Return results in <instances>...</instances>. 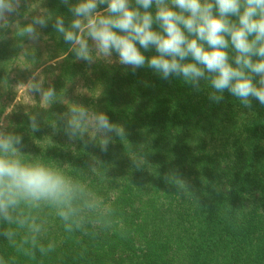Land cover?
I'll return each instance as SVG.
<instances>
[{"label":"trees","instance_id":"obj_1","mask_svg":"<svg viewBox=\"0 0 264 264\" xmlns=\"http://www.w3.org/2000/svg\"><path fill=\"white\" fill-rule=\"evenodd\" d=\"M113 66L117 71L123 67ZM135 73L134 79L126 81L114 75L113 81L122 83L109 93L113 103L117 91H127L128 99L122 104L126 117L138 103L141 119L135 129L126 118L125 139L117 136L109 143L121 159L113 175L107 171L109 162L99 160V147L68 138L58 111L24 115L12 123L10 130L22 133L25 149L32 150L29 158L62 167L85 191L95 190L96 185V194L105 191L107 195L94 200L98 202L95 210L81 209L78 200V211L68 221L54 205H22L13 215L23 224L0 222V233H14L11 238L0 235L4 264H264V106L257 103L246 108L242 124L233 129L230 139L217 140L224 132V124H219L202 131L199 141L191 136L190 142L184 130L200 114L207 113V120L215 115L227 117L232 104L240 102L227 92L219 105L205 96L200 113L185 114L179 104L171 102V79L162 80L147 68ZM32 116L39 130L30 133ZM166 141L171 150L182 144L187 152L189 146L191 164L198 160L195 153L208 154L216 146L222 153V165L217 167L221 180L213 178L200 185L193 199L187 193L183 199L181 193H173L177 183L169 179L171 165L187 155L161 159L158 169L153 153ZM242 147L243 164L237 169L233 159ZM133 154H143L146 166L135 168ZM108 192L113 194L111 199L105 198ZM245 194L249 200L243 199Z\"/></svg>","mask_w":264,"mask_h":264},{"label":"clouds","instance_id":"obj_2","mask_svg":"<svg viewBox=\"0 0 264 264\" xmlns=\"http://www.w3.org/2000/svg\"><path fill=\"white\" fill-rule=\"evenodd\" d=\"M70 19L54 18L53 28L69 45L75 59L88 64L103 61L130 66L134 73L147 68L158 78L178 79L197 93L205 91L213 103L224 100V93L251 109L253 101L264 106V0H60ZM24 0H0V24L15 27L22 36L39 38L38 27L46 28L51 19L47 7L19 24ZM27 20V17H23ZM154 50V51H153ZM152 52L151 55L146 53ZM27 56V51L21 53ZM115 58V59H113ZM38 73L24 87L39 93L45 104L56 95L54 87L44 89ZM15 105L4 113L11 114ZM69 139L92 143L107 152L114 133L125 137L124 126L111 121L100 110L73 105L58 117ZM32 132L39 130L30 117ZM22 133L0 123V222L23 224L13 214L22 205L37 207L41 202L54 205L58 215L70 220L78 211L77 201L86 197L83 186L62 167L24 155ZM132 164L141 169L147 160L133 154ZM177 185L186 182L173 174ZM95 210L98 202L86 200ZM111 211V210H110ZM34 230L38 227L33 225ZM11 238L14 233H0ZM43 251V248L41 249ZM0 264H4L0 260Z\"/></svg>","mask_w":264,"mask_h":264},{"label":"rangeland","instance_id":"obj_3","mask_svg":"<svg viewBox=\"0 0 264 264\" xmlns=\"http://www.w3.org/2000/svg\"><path fill=\"white\" fill-rule=\"evenodd\" d=\"M41 7H47L52 15L46 28L37 26L40 36L36 40L22 36L15 27L6 28L0 24V123L3 127L10 129L12 123L24 117V115L41 114L42 111L47 112L46 110H49L48 112L53 111L54 114L58 111L56 115L64 114L73 105H82L90 109L103 111L111 121L124 127H126V118L129 119L133 128L139 127L141 119L137 117L140 111L138 103L132 109L131 114L126 117L127 108L122 104L128 99L129 94L127 91H117L113 103H110L109 96L110 91L114 88L118 90L122 83L119 80L113 81L114 75L116 78L124 77L126 81L127 79H134L136 73L129 71L130 66H127V70L123 66L117 71L118 67L113 65H120L118 63L106 64L103 61H96L88 64L84 60L75 59L69 45L52 26L57 15H64L66 22L70 19L67 9L60 3V0H24L22 17L18 18L19 24L30 22L31 15L38 12ZM23 17L28 19L25 20ZM25 50L27 56H22L21 53ZM150 54L152 52H149ZM33 73H38L36 76L37 81L43 79L44 89L50 86L54 87L56 95L51 104H45L39 93H30L24 87L33 76ZM168 87L171 102L179 104L186 112L185 114H197L202 111L201 105L205 104L203 98L207 96L205 91L197 93L191 86L185 85L175 78L169 81ZM257 103L253 101V105H257ZM12 105H15V109L11 114L5 116L4 113ZM208 106L210 107V104ZM231 108L232 110L228 111L227 117L215 115L207 120V113L200 114L194 120L193 125L186 127L184 130L188 135L187 139L191 142V136H193L196 138L195 141H199L202 137V131L205 133L209 129H215L219 124H224V129L221 128L224 132L219 135L217 140L230 139L233 129L242 124L240 119L241 117L244 118L246 114V108L240 103L232 104ZM236 109L239 110L237 114L234 113ZM249 114L251 113L249 112ZM199 120L200 122L196 126L195 122ZM31 132L32 130H30ZM110 135L113 137L112 141L117 137L114 133ZM29 137H32V134ZM125 137H120V139H125ZM242 146L245 147V145ZM215 147L211 151L209 150L208 154L203 153L199 156L198 153H195L194 156L198 160L193 164L190 162L189 146L187 152H185L182 149V144L171 150L169 142L166 141L157 146L153 154L156 160L159 161L157 164L158 169L161 168V159L164 161L172 157L179 159L182 155H187L185 159H180L178 164L175 162L171 165V174L180 176L186 182V186L175 185L173 193H181L182 199L183 193H187L193 199L194 194L200 189V185L203 187L206 182L213 178L216 181L222 178L217 169L219 164L222 165L220 159L222 153ZM31 151L24 149V155L29 157ZM97 154L99 160L105 159L109 162L107 166L109 175H113L118 171L121 159L117 151L111 149L108 145L107 152H102L99 148ZM243 157L242 147L241 152H237L236 160L233 159V164H236L237 169L238 166L243 164ZM94 187L95 190L85 191L88 195L81 197L79 200L78 206L81 209H86V200L94 201L99 195L102 197L105 194L107 195V193H104L105 191L96 194L99 187L96 185ZM250 188L248 187V189ZM88 189L89 187L86 188V190ZM112 195L111 192H108V196L105 198L111 199ZM248 196V194L243 195V199L249 200Z\"/></svg>","mask_w":264,"mask_h":264}]
</instances>
